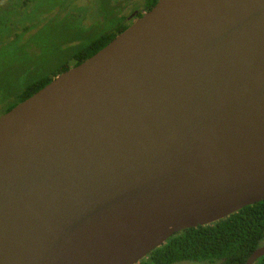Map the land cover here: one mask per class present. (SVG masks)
<instances>
[{"label": "water", "instance_id": "obj_1", "mask_svg": "<svg viewBox=\"0 0 264 264\" xmlns=\"http://www.w3.org/2000/svg\"><path fill=\"white\" fill-rule=\"evenodd\" d=\"M262 199L264 0H157L0 114V264H135Z\"/></svg>", "mask_w": 264, "mask_h": 264}, {"label": "rangeland", "instance_id": "obj_2", "mask_svg": "<svg viewBox=\"0 0 264 264\" xmlns=\"http://www.w3.org/2000/svg\"><path fill=\"white\" fill-rule=\"evenodd\" d=\"M144 5L146 0H0V112L27 85L73 66L77 52Z\"/></svg>", "mask_w": 264, "mask_h": 264}, {"label": "trees", "instance_id": "obj_3", "mask_svg": "<svg viewBox=\"0 0 264 264\" xmlns=\"http://www.w3.org/2000/svg\"><path fill=\"white\" fill-rule=\"evenodd\" d=\"M157 0H146L150 8ZM127 25L119 23L115 30L100 35L75 54V64L104 46ZM62 67L60 72L66 70ZM56 73V74H58ZM54 74L53 77L56 75ZM52 77H45L27 85L17 96L19 101L44 86ZM264 245V199L243 206L230 215L206 225L189 227L169 236L136 264H245L248 256ZM253 264H264V255Z\"/></svg>", "mask_w": 264, "mask_h": 264}, {"label": "flooded vegetation", "instance_id": "obj_4", "mask_svg": "<svg viewBox=\"0 0 264 264\" xmlns=\"http://www.w3.org/2000/svg\"><path fill=\"white\" fill-rule=\"evenodd\" d=\"M145 7H146V5L141 6V8L139 10H137L134 13H132L131 15H129V18H128V20H127V22L125 24L126 25H129L135 18L139 17L144 11H146L147 9H149V8H145ZM3 112H0V114L3 113Z\"/></svg>", "mask_w": 264, "mask_h": 264}]
</instances>
